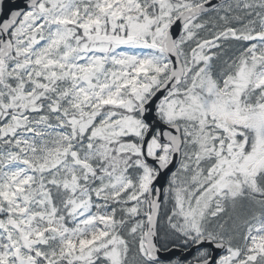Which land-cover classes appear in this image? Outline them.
<instances>
[{
    "label": "snow or ice",
    "instance_id": "6c2138e0",
    "mask_svg": "<svg viewBox=\"0 0 264 264\" xmlns=\"http://www.w3.org/2000/svg\"><path fill=\"white\" fill-rule=\"evenodd\" d=\"M0 264H264V0H0Z\"/></svg>",
    "mask_w": 264,
    "mask_h": 264
}]
</instances>
